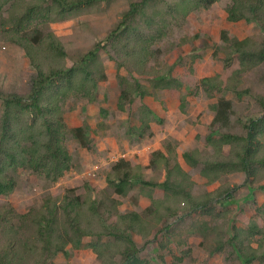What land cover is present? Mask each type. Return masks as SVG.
<instances>
[{"label":"rangeland","instance_id":"1","mask_svg":"<svg viewBox=\"0 0 264 264\" xmlns=\"http://www.w3.org/2000/svg\"><path fill=\"white\" fill-rule=\"evenodd\" d=\"M30 1L11 0L0 13V123L4 99L12 95L26 98L38 74L24 48L7 39L1 17L4 14L6 18L13 5L16 12L23 13ZM142 1L93 0L74 7L63 18L54 8L52 16L39 17L28 27L31 35L38 30L42 37L54 34L66 51L65 60L69 66L79 61L97 43H102L103 48L91 63L98 82L97 99L89 101L80 92L71 90L66 97L51 101L52 105L59 103L62 106L56 117L61 118L66 127L63 144L71 155V169L56 181H50L41 173L19 168L12 173L18 183L14 191L0 195V251L9 249L10 242L24 250L23 243L19 241L23 238H27V243L36 245L35 253L21 262L16 256L15 264H26L25 260L28 264H100L97 253L87 248L86 244L101 242V239L105 241L106 237L85 236L80 248H73L68 243L66 254L58 252L50 256L54 249L41 253L46 242L39 238L38 220L43 213H47L48 201H56L60 206L65 199L68 201L76 196H80L82 201L87 200L85 196L89 193L103 201L100 210L104 219L110 212L116 211H136L150 218L153 199L149 192L153 191L152 188L134 184L133 195H118L112 186V181H117L113 167L121 159L130 160V171L137 173L140 166V174L145 180L162 182L166 179L165 170L150 165L152 153L157 149H174V155L179 158L183 169L191 171L195 194L230 186L233 196L218 197L226 198L223 204L212 201L214 206L209 213L195 211L184 220L176 219L179 216L165 218L171 226L167 235L159 230L162 224L148 235L131 232L132 239L141 248L140 257L147 264H239L236 262L237 253L229 243L233 227L247 228L245 220L249 219L262 221L264 225V191L257 188L250 193L247 186L250 178L246 173L224 175L220 180L207 184L198 171L190 169L182 156L185 150L213 152L206 136L214 114L212 106L220 93L209 94L203 87H196V82L199 84L203 77L224 73V59L229 45L223 38V32L226 31V36L231 39L249 37L260 42L264 34L260 24L244 19L229 20L225 10L232 0H219L210 7L198 4L197 0H189V7L181 4L184 0H149L141 5L136 17L127 22V32L107 39L124 19L131 2ZM48 19L51 21H44ZM7 25L10 26L8 21ZM167 72L184 83L181 91L176 93L179 96L186 94L187 102L182 111L179 97L172 98L163 88L155 85L156 78ZM133 77L150 91L144 100L155 114L151 119L148 117L150 133L138 142H135L137 135L132 129L142 124L144 109L130 101L125 102L123 108L118 105L123 83L133 81L134 84ZM242 81L240 87L250 88V94L237 98L228 92L226 96L236 100L238 114L257 116L261 111L259 99L264 97V63L243 73ZM35 116L29 112L19 113L24 124L34 123ZM78 126L83 127L87 145H83L73 131ZM228 150L230 147L225 146L224 151L228 153ZM254 177V187L264 183V168L259 167ZM162 193L163 190L159 189L152 197H160ZM116 201L119 204L113 208ZM178 205L184 210V204ZM84 212L86 216H83L91 222V228L99 230L101 224L96 215H91L86 206ZM19 214H25V217L19 219ZM62 214L60 210L56 215L62 226L58 225L57 230L49 233L53 242L60 234L74 235L68 224L67 229L61 228L65 227L64 222L70 221ZM87 227L88 223L84 221L83 228ZM220 237L225 242L224 250L211 254V248ZM116 257L117 263H120V258ZM254 264H264V261L261 263L258 260Z\"/></svg>","mask_w":264,"mask_h":264},{"label":"trees","instance_id":"2","mask_svg":"<svg viewBox=\"0 0 264 264\" xmlns=\"http://www.w3.org/2000/svg\"><path fill=\"white\" fill-rule=\"evenodd\" d=\"M43 1L45 2L31 0L23 13L16 12L13 5L9 8V15L6 18L4 14H1L7 39L24 48L32 64L38 70V74L33 81L32 91L26 98L12 95L4 99L5 107L0 123V195L14 191L18 183L12 173L19 168H29L41 173L50 181H56L69 171L71 155L63 144L66 127L62 119L56 117L62 106L59 103L52 105L51 101L66 97L71 90L80 92L89 101H95L98 97V82L94 78L91 63L103 48L102 43H97L79 61L69 66L65 60L66 51L54 34L50 33L47 37H42L39 30L34 35L28 32V27L33 20L52 16L54 8H57L63 18L65 13L74 7L93 0ZM148 1L131 2L129 10L124 14V19L110 32L107 39L117 38L119 33L127 32L128 30H125L127 22L134 19L141 11V5L147 4ZM217 1L219 0H197L196 2L210 7ZM10 2L11 0H0V13H2L3 6ZM188 3L189 0L181 2L189 7ZM225 11L231 21L244 19L248 22L259 23L264 33V0H232ZM7 21L10 26L7 25ZM44 21H51V19ZM223 38L229 45V52L224 59V73L213 77H203L199 84L196 82V87H203L209 94L220 93L217 102L212 106L214 114L206 136L213 152L204 153L200 149L185 150L182 153L183 160L193 172L198 171L206 179L207 184L220 180L224 175L244 172L247 178H250L247 184L250 193L256 191L257 188L264 191V183L258 184L257 187L253 185L258 168H264V97L259 99L260 113L257 116L247 117L238 114V103L234 98L226 96L228 92L237 98L250 94V88L240 87L243 82L242 76L246 71L264 63V34L260 42L252 41L249 37L231 39L226 36V31L223 32ZM132 80L134 84L133 81L123 83L124 87L118 105L123 108V104L130 101L138 105V108L144 109L142 124L132 129L137 135L135 142H138L148 134L149 118L151 119L155 114L144 100L150 91L135 77ZM156 82V87L163 88L170 97L177 99L179 97L180 109L184 110L187 102L186 94L176 95L184 87V83L169 72L158 76ZM53 110L54 114H51ZM28 112L36 114L33 118L34 123L24 124L19 113ZM19 123L22 124L18 126ZM73 131L81 139L82 144L87 145L82 132L83 127L78 126ZM225 146L230 147L228 153L224 151ZM174 153L172 148L157 149L152 153L151 167H161L166 174V179L159 183L145 180L140 174V166L138 167L140 171L137 173L130 171V160L121 159L113 167L116 174L114 179L117 181H112V186L118 195H133L134 184L152 188L153 191L149 192L153 199L150 218L136 211L127 213L116 211L110 212L104 219L101 217L100 210L103 201L92 197V193L85 196L87 200L82 201L80 196H76L68 201L65 199L60 206L56 201H48L47 213H43L41 219L38 220L39 238L46 242V245L41 248V253L54 249V253L50 256L58 252L66 254L68 243H71L73 248H80L85 236H97L106 237L105 241L101 239V242H90L86 246L97 253L100 264H147L146 260L140 257L141 248L132 239L131 232L148 235L152 229L162 224L159 230L167 235L171 226L165 222V218L179 216L176 219L184 220L195 211L209 213L211 207L214 206L212 201L223 204L226 198L233 196V188L230 186H220L213 191L195 194L193 189L195 185L190 177L191 171L187 172L183 169L179 158ZM173 160L174 164L171 163ZM159 189L163 190L164 194H162L165 197L163 195L157 198L152 197V194ZM224 195H226L225 200L218 198ZM180 203L185 205L184 210L179 207ZM118 204V201L114 202L113 208H116ZM85 206L88 211L92 212L91 215H96L95 217L99 220L102 226L99 230L91 228V222L85 217ZM60 210L63 212L61 216L70 219L69 222H64L65 227L61 228L67 229L68 224L74 235L72 237L69 233L60 234L55 237L57 241L53 242L49 233L51 230H57L58 225L62 226L59 217L56 216ZM22 217H25V214H19L18 218ZM84 221L88 223L87 229L83 228ZM245 221L247 228L233 227L232 236L229 238L230 245L237 253L236 262L254 264L259 260L262 263L264 261V225L262 221L256 222L250 219ZM19 241L23 243L25 249L20 250L21 247L18 244L10 242L9 249H5L4 252L0 251V264H15L13 261L16 256L17 261L21 262L25 257L27 259V256L35 253L36 245L27 243V238L19 239ZM224 247L225 242L223 237H220L216 245L211 248V254L222 252ZM116 256L120 258V263H117ZM25 263L28 264V260H25Z\"/></svg>","mask_w":264,"mask_h":264},{"label":"crops","instance_id":"3","mask_svg":"<svg viewBox=\"0 0 264 264\" xmlns=\"http://www.w3.org/2000/svg\"><path fill=\"white\" fill-rule=\"evenodd\" d=\"M171 134V133H170Z\"/></svg>","mask_w":264,"mask_h":264}]
</instances>
